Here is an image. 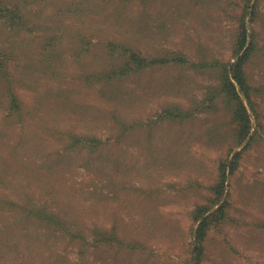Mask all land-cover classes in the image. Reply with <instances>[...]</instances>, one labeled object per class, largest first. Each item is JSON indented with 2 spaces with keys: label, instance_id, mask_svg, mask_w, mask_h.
<instances>
[{
  "label": "rangeland",
  "instance_id": "rangeland-1",
  "mask_svg": "<svg viewBox=\"0 0 264 264\" xmlns=\"http://www.w3.org/2000/svg\"><path fill=\"white\" fill-rule=\"evenodd\" d=\"M4 1L26 23L0 20V264H191L194 211L224 200L201 264H264V0ZM241 24L238 143L219 86Z\"/></svg>",
  "mask_w": 264,
  "mask_h": 264
},
{
  "label": "trees",
  "instance_id": "trees-1",
  "mask_svg": "<svg viewBox=\"0 0 264 264\" xmlns=\"http://www.w3.org/2000/svg\"><path fill=\"white\" fill-rule=\"evenodd\" d=\"M255 1V0H254ZM245 10L244 14L253 16L255 2L252 4L253 0H245ZM0 20L3 25L6 27L20 28L23 26V22L26 23V15L22 13V8L18 3H7L4 0H0ZM250 41L248 40V32L246 26L241 24L237 39H236V54L239 53L236 61L231 64L230 68H224L222 76L224 77L223 83L219 86V92L223 93L227 100L230 108V115L232 121L237 125V134L238 143H242L246 140L250 133V116L247 111L246 105L241 98V95L245 96V99L248 101V91H251V87L248 84L247 76L245 74L244 65L248 58V53L250 51ZM241 53V54H240ZM12 56L10 52L2 50L0 47V73L6 76L7 65L9 58ZM137 57V59H136ZM183 55L175 54L165 55L164 57L156 60H161V62H170L174 63H183ZM137 60L136 64L139 68L144 67L146 64L155 62L154 59L148 61L146 58L138 57L135 55ZM213 99V96L210 98ZM168 112H171L170 110ZM240 154L235 153V155L230 159L229 163L226 161L221 163V175L222 180L220 184L216 187V203L221 199L222 194L224 193V182L227 173H232L236 168V162ZM225 200L218 205L216 210L212 213H209L207 216L202 217L206 212H208V207H197L194 211V220L198 222V225L194 234V242L192 243L191 248V264H201L205 252H206V240L210 232L211 224L216 219H221L225 216ZM202 217V218H201ZM187 264H189L187 262Z\"/></svg>",
  "mask_w": 264,
  "mask_h": 264
}]
</instances>
